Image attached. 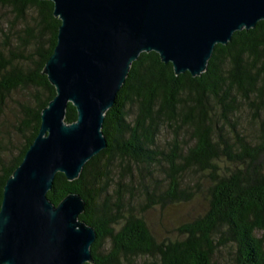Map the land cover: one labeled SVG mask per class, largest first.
I'll return each instance as SVG.
<instances>
[{"label": "trees", "instance_id": "16d2710c", "mask_svg": "<svg viewBox=\"0 0 264 264\" xmlns=\"http://www.w3.org/2000/svg\"><path fill=\"white\" fill-rule=\"evenodd\" d=\"M0 5L26 25L0 37V119L11 112L7 101L19 94L14 122L0 121L1 210L6 183L56 97L43 72L61 21L50 1ZM34 13L32 27L27 16ZM76 121L77 110L69 104L66 122ZM102 131L108 147L77 180L57 174L48 194L56 206L70 194L86 201L80 221L97 233L91 264H264V21L217 45L200 77L177 76L159 54H141ZM16 137L23 143L14 153ZM136 176L143 182L138 190L145 195L144 209L199 194L205 212L178 228L180 239L158 242L131 201Z\"/></svg>", "mask_w": 264, "mask_h": 264}, {"label": "water", "instance_id": "95a60500", "mask_svg": "<svg viewBox=\"0 0 264 264\" xmlns=\"http://www.w3.org/2000/svg\"><path fill=\"white\" fill-rule=\"evenodd\" d=\"M61 21L44 74L56 97L4 188L0 264H91L96 230L80 221L86 201L48 198L57 174L75 181L108 147L102 131L131 67L155 52L177 76L200 77L217 45L264 21V0H41ZM77 121L66 122L67 109Z\"/></svg>", "mask_w": 264, "mask_h": 264}, {"label": "rangeland", "instance_id": "374dc122", "mask_svg": "<svg viewBox=\"0 0 264 264\" xmlns=\"http://www.w3.org/2000/svg\"><path fill=\"white\" fill-rule=\"evenodd\" d=\"M36 17V14H29L27 16L28 24L32 27H35L36 23L33 18ZM25 23L20 19H17L15 12L8 7H3L0 5V37L3 38L5 34L10 33V29L12 32H17L22 30L25 27ZM9 35V34H8ZM18 93H15L11 99L7 101V105L11 108V112L6 115V117H1V126L10 125L14 122V114L16 112L15 106H17L18 102ZM242 124L246 123L245 117L242 119ZM5 128V127H3ZM6 132L8 131L6 128L4 129ZM161 144H164L169 140V136L167 135V139L162 138ZM14 141V142H13ZM12 147L15 148L14 153L17 152L18 149L22 146L23 138L16 137L12 140ZM11 148V147H10ZM137 172V169H134ZM137 180L134 183V189L137 188L133 193L134 206L136 211L143 215L146 220L149 228L152 231V234L156 238L158 242H170L175 241L176 239H180L178 228L185 222L191 221L196 218L198 215L203 214L206 210L207 203L204 195L197 194L195 197L191 198L189 201H182L181 203H168L165 206H155L148 209H144L145 204V195L140 192L138 189V183L141 181L140 176H136ZM158 178V176H157ZM130 180L127 179V183ZM142 182V181H141ZM143 183V182H142ZM152 184L151 181H149ZM160 189V188H157ZM166 190V188L164 189ZM159 195V194H158ZM130 197V195H128ZM261 236V234H259Z\"/></svg>", "mask_w": 264, "mask_h": 264}]
</instances>
